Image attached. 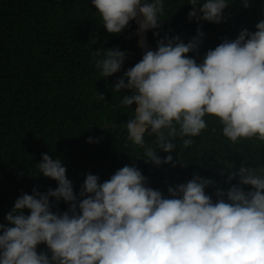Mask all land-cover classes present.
I'll return each instance as SVG.
<instances>
[{"label": "clouds", "instance_id": "1", "mask_svg": "<svg viewBox=\"0 0 264 264\" xmlns=\"http://www.w3.org/2000/svg\"><path fill=\"white\" fill-rule=\"evenodd\" d=\"M250 2L240 0L244 8ZM91 4L109 34L136 24L142 58L112 90L130 93L122 94L119 106L135 105L124 124L127 139L143 149L145 163L175 166L172 155L161 158L157 150L173 152L177 137L190 147L191 138L207 129L206 116L219 120L223 136L233 144L264 141V19L254 32L245 28L235 39H223L197 63L188 54L198 52L202 43L199 27L187 43L165 36L155 50L147 47L146 33L164 21V0ZM187 4L189 20L210 23H221L231 5L229 0ZM126 55L119 48L95 50L101 77L119 72ZM97 99L104 101V95L97 93ZM145 134L154 136V142H146ZM36 168L37 175L54 180L56 187L43 193L33 188L32 194L15 200L4 217L7 225L0 223V264H264V168L226 167L225 183H237L226 190L215 188L212 195L206 189L215 187L214 181L194 175L169 186L167 196L147 186L135 165L121 167L103 182L86 174L78 194L59 157L42 154ZM50 198L64 201L68 209L52 211ZM41 244L47 251H37Z\"/></svg>", "mask_w": 264, "mask_h": 264}, {"label": "trees", "instance_id": "2", "mask_svg": "<svg viewBox=\"0 0 264 264\" xmlns=\"http://www.w3.org/2000/svg\"><path fill=\"white\" fill-rule=\"evenodd\" d=\"M187 2L164 0L160 17L164 21L146 33L148 48L155 50L157 40L165 36H179L187 43L199 27L202 43L198 52L188 55L201 63L206 51L223 39H235L245 28L254 32L264 19V0H251L248 8L240 0H229L221 23L189 20ZM135 28L132 21L121 33L109 34L91 0H0V223L7 225L4 217L21 194L56 187L54 180L37 175L42 154L61 159L77 194L86 174L98 175L103 182L125 165H135L147 178V186L165 196L169 186L186 183L194 175L214 181L215 187L206 189L212 195L215 188L226 190L237 183L235 179L225 183L226 167L264 168V141L251 138L233 144L212 116L205 117L208 127L191 138L190 147L177 137L173 152L157 150L161 158L172 155L175 166L144 162L143 149L127 139L124 124L135 105L119 106L122 94L130 93L112 90L142 58ZM110 48L127 55L119 72L103 78L93 52ZM97 93L104 95V101L97 99ZM145 140L153 143L155 137L145 134ZM50 202L54 212L68 209L62 200L50 198ZM37 251H47L46 246L39 245Z\"/></svg>", "mask_w": 264, "mask_h": 264}, {"label": "rangeland", "instance_id": "3", "mask_svg": "<svg viewBox=\"0 0 264 264\" xmlns=\"http://www.w3.org/2000/svg\"><path fill=\"white\" fill-rule=\"evenodd\" d=\"M136 33H138V29H136V31H135Z\"/></svg>", "mask_w": 264, "mask_h": 264}]
</instances>
